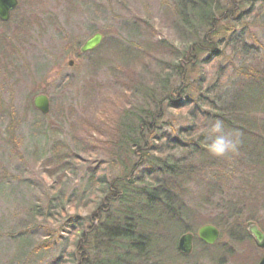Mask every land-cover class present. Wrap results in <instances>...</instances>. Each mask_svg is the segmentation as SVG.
Listing matches in <instances>:
<instances>
[{"label": "trees", "instance_id": "1", "mask_svg": "<svg viewBox=\"0 0 264 264\" xmlns=\"http://www.w3.org/2000/svg\"><path fill=\"white\" fill-rule=\"evenodd\" d=\"M174 3L173 21L182 37L180 43L150 40L143 54V50L121 41L112 42L124 64L134 57H152L153 51L166 57L159 60L158 72L153 75L155 85H119L117 96L106 105L108 111H101L94 121L85 120L89 130L84 131L81 140L76 141L74 136L75 151L84 156H106L107 167H89L83 185L54 186L44 208H28L30 227L14 236L18 241L15 256H25L22 263L33 256L41 259L45 251L47 264H184L197 255L198 248H203V253L211 246L197 239L193 252L185 255L178 249L182 234L195 233L209 222L223 227L225 212L241 211L228 200L222 207L224 213L208 220L199 215L201 204L213 198L227 199L228 177L238 176L234 170L242 162L241 157L250 160L248 163L253 165L249 166L256 171L246 176L244 184L254 178L252 188L264 185V43L254 35L250 36L251 42L245 40L252 23H239L242 18L259 16L264 0ZM248 6L251 9H245ZM106 41L93 51L101 50ZM226 51L231 55V65L227 66L230 74H215L212 82L207 66L221 56L228 58ZM204 54L207 58L201 59ZM200 66L203 76L197 85L182 83L187 81L185 74L190 75ZM172 73L182 82L169 85ZM173 110L179 114L170 118ZM217 120L223 122L225 133L239 139L238 160L230 154L216 157L208 151L211 140L200 129ZM85 158L69 151L52 155L47 162L56 166L49 172L53 176L59 171L66 176L74 162L91 157ZM230 166L235 167L231 170ZM204 175L211 178L209 186L206 193L194 199V189L189 186L199 185ZM263 195L264 186L252 196L248 210H260L264 205L257 203ZM247 199L241 200L245 203ZM235 214L240 216L239 212ZM246 219L252 220L253 216L247 215ZM36 228H45L48 233L28 248ZM64 232L68 233L66 237Z\"/></svg>", "mask_w": 264, "mask_h": 264}, {"label": "rangeland", "instance_id": "2", "mask_svg": "<svg viewBox=\"0 0 264 264\" xmlns=\"http://www.w3.org/2000/svg\"><path fill=\"white\" fill-rule=\"evenodd\" d=\"M174 6V0H20L11 19L8 22L0 20V264H47L48 252L45 251L41 259L33 256L22 263L25 256L21 259L15 256L18 241L14 236L30 227L28 208L31 205L44 208L52 187L65 188L70 183L72 187L83 185L89 167L106 169V156H84L75 151L74 136L76 141L81 140L84 131L89 130L85 120L94 121L101 111H108L109 105H106L117 96L119 85L125 82L155 85L153 75L158 72V63L166 57L153 51L152 57L143 56V60L134 57L124 64L111 44L118 40L142 51L150 40L171 39L180 43L182 37L173 21ZM248 8L251 9L249 6L245 9ZM245 21L252 23L245 40L251 42L250 36L254 35L264 43V7L260 8L259 16L242 18L239 23ZM97 32L104 35L103 41L107 39L103 48L81 53L84 42ZM141 53L144 54V50ZM226 55L228 58L221 56L207 66L210 81L213 82L219 73L230 74L227 66L231 65V55L228 51ZM207 56L204 54L201 59ZM200 70L201 66L190 75L185 74L183 78L187 81L183 82L172 73L168 83L178 85L180 80L197 85V80L203 76ZM41 93L50 98L48 114L34 106L35 96ZM171 114L170 118L179 113L173 110ZM68 151L83 159L91 158L74 162L66 176L59 171L52 176L49 171L56 165L47 162L48 159ZM230 155L238 160L236 155L240 154L236 151ZM241 158L242 162L234 170L238 176L228 177L227 199L213 198L201 204L199 215L208 220L224 213L222 207L229 201L235 203L234 209L241 211L225 212L221 219L223 227H219L222 232L217 242L219 246L210 245V250L203 253V248H198L197 255L184 264H242L239 258L250 254L253 239L248 235L246 217L253 216L252 220L264 227V195L257 203L262 206L260 210H248L252 196L264 185L255 184L256 188H252L254 178L250 184H244L246 176L256 171L249 166L253 165L248 163L250 160ZM232 166L229 169L233 170L235 166ZM221 171L224 170L219 169ZM210 180L204 175L198 180L199 185L189 186L194 189L191 190L194 199L206 193ZM244 197L248 198L245 203L241 200ZM237 212L240 216H236ZM239 222L244 226H238ZM47 233L45 228H36L31 233L28 248L35 246L36 239H45ZM63 235L66 237L68 233ZM221 247L223 252H219ZM251 257L256 264L261 252L256 251Z\"/></svg>", "mask_w": 264, "mask_h": 264}, {"label": "water", "instance_id": "3", "mask_svg": "<svg viewBox=\"0 0 264 264\" xmlns=\"http://www.w3.org/2000/svg\"><path fill=\"white\" fill-rule=\"evenodd\" d=\"M18 0H0V19L8 21L11 17V11L18 6ZM103 41V34L95 33L88 38L81 46L80 51L86 53L97 48ZM72 64V62H71ZM34 106L43 114L50 112V99L46 94H39L34 98ZM249 231L254 235L255 240L259 246L264 247V232L253 223H248ZM199 238L207 244H214L220 237V230L213 224H206L198 230ZM195 235L192 232L183 234L178 241V248L184 254H190L193 250V242ZM259 264H264V257Z\"/></svg>", "mask_w": 264, "mask_h": 264}, {"label": "clouds", "instance_id": "4", "mask_svg": "<svg viewBox=\"0 0 264 264\" xmlns=\"http://www.w3.org/2000/svg\"><path fill=\"white\" fill-rule=\"evenodd\" d=\"M200 131L211 140V143L207 144V149L214 156L225 157L238 150L239 139H234L231 134L225 133L222 121L217 120L210 127H202Z\"/></svg>", "mask_w": 264, "mask_h": 264}, {"label": "flooded vegetation", "instance_id": "5", "mask_svg": "<svg viewBox=\"0 0 264 264\" xmlns=\"http://www.w3.org/2000/svg\"><path fill=\"white\" fill-rule=\"evenodd\" d=\"M248 222H255L259 226V228L264 232V227L263 226L261 227L256 221L249 220ZM247 229L249 231L248 223H247ZM220 233L222 234L221 231H220ZM221 234H220V236H221ZM248 235H249L250 238L253 239V243L251 242L252 245H250V249H249L250 250V254L254 255L256 253V251H260L261 252V257H259L258 261L256 262V264H259L261 262V260L263 259V257H264V247L259 246L257 244L254 235L250 231H249ZM250 254H248L247 257L239 258V260L241 262H243L242 264H254V260H253V258L251 257Z\"/></svg>", "mask_w": 264, "mask_h": 264}]
</instances>
